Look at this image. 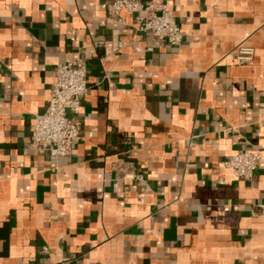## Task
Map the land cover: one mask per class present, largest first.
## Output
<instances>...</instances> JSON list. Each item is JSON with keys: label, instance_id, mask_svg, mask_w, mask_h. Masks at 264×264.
I'll return each mask as SVG.
<instances>
[{"label": "crops", "instance_id": "obj_1", "mask_svg": "<svg viewBox=\"0 0 264 264\" xmlns=\"http://www.w3.org/2000/svg\"><path fill=\"white\" fill-rule=\"evenodd\" d=\"M113 1L0 0V264H264V0H142L179 46ZM77 56L81 139L55 160L30 133ZM253 148L252 179L222 165Z\"/></svg>", "mask_w": 264, "mask_h": 264}, {"label": "built area", "instance_id": "obj_2", "mask_svg": "<svg viewBox=\"0 0 264 264\" xmlns=\"http://www.w3.org/2000/svg\"><path fill=\"white\" fill-rule=\"evenodd\" d=\"M108 17L127 24V14L134 17L137 30L149 32L160 42L179 46L183 33L177 18L165 4L142 0H114L108 5ZM126 41H119L117 48H124ZM151 50V48H149ZM254 50L240 48L233 53L238 61L252 60ZM86 60L77 56L56 70V80L48 105L43 113L35 117L30 133L32 148L47 153L58 160L69 156L74 143L81 139V123L72 117L81 108V101L89 92ZM263 153L258 148L245 149L224 159L221 163L241 179L250 180L254 176ZM138 179L143 174L137 175Z\"/></svg>", "mask_w": 264, "mask_h": 264}]
</instances>
